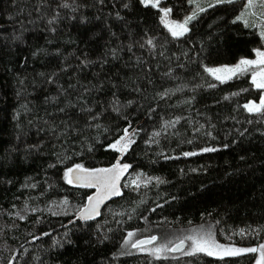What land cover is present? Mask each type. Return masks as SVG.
I'll return each instance as SVG.
<instances>
[{
  "label": "trees",
  "instance_id": "16d2710c",
  "mask_svg": "<svg viewBox=\"0 0 264 264\" xmlns=\"http://www.w3.org/2000/svg\"><path fill=\"white\" fill-rule=\"evenodd\" d=\"M245 4L199 11L174 38L140 0H0V264H252L256 253L126 251L206 224L264 241V112L245 107L261 91L247 75L207 74L262 46L237 20ZM162 5L177 19L194 7ZM116 164L129 165L120 194L82 218L97 190L66 173ZM138 174L152 181L127 185Z\"/></svg>",
  "mask_w": 264,
  "mask_h": 264
},
{
  "label": "rangeland",
  "instance_id": "374dc122",
  "mask_svg": "<svg viewBox=\"0 0 264 264\" xmlns=\"http://www.w3.org/2000/svg\"><path fill=\"white\" fill-rule=\"evenodd\" d=\"M231 1H234V0H231ZM162 2H163V0H160L159 7H156V8H158L160 10V12H161V23H162V25L172 35V32L170 31V28L174 27L175 24H183L187 17L191 16L194 12L198 13L199 12V8L206 9V8L211 7L209 5L213 6V5H216V4L225 3V2H228V0H191V3L194 6L193 10L187 16H185V17H183L181 19L174 18V17H172L171 13H169V15L166 18L167 21H168L167 25L164 23V20L162 19V17L164 16V13L161 11V9H170V7H168L166 5H162ZM245 2H246L245 8L241 12V14L237 17V20L242 22V23H244V24H245L244 21L247 20L248 23L245 24V25H247L248 27H251V28H255L257 30L259 36L262 39V46L259 47L258 49H256V51L259 50L261 52H264V37H262L261 34H260L261 31L264 30V15L261 14L262 12H264V9L259 7L258 0H257V6L252 8V9L248 8L247 0H245ZM252 13H255V15H253ZM239 17H243V19H238ZM190 22L187 23L186 27H187L188 30L186 32H184L183 35H180V36H173L172 35V36L174 38H181L184 35H186L189 32V24H190ZM177 30H179V29H177ZM256 51H255V55L253 57H251V58H243V59H250V60L258 59V56L256 55ZM239 62H237L236 64H233V65H222V66L207 68V74L210 77H212L213 79L217 80L216 76H214L212 73H210L208 71V69L235 68L239 64ZM260 68H264V65H261L259 67H256V66L249 67L247 69V71H245V72H237L235 75H232L230 79L226 78L227 76L230 75L229 73L220 72V73H217V74L221 75L222 77H225L224 81H228V80H231L233 78H236V77H239V76H243V75L249 76L250 77V81L253 84V86L256 89L261 91V98H260L259 101H250L246 105L255 104V105L259 106L261 101L264 100V89L256 87V85L253 83L252 76H253V73L254 72H258L260 70ZM217 81H221V80H217ZM260 112H264V110H261ZM260 112H249V113H260ZM71 175H72V178H73V183L82 184L83 185V183H84L83 181H79V180L76 179V177L78 175H82V173L73 172ZM123 180H124V177H123V172H122L121 175H120V179L117 182L118 189L120 188L121 183L123 182ZM151 181H152V178H147L144 175L138 174V175H135L134 177H132V179H130L128 181L129 184H127V185L140 187V186L148 184ZM94 188L97 190V194L93 198V204L89 203L88 209H91L95 205L96 210L99 212V210H100L101 206L104 204V202L106 200L110 199L111 197H113L115 194L104 197V194L100 193V190L98 188H96V187H94ZM98 194H100L103 198L99 202H96L95 198L97 197ZM86 215H89L91 217V216H95L96 214L92 213V212H86ZM0 228H1V226H0ZM209 232L212 235V239L217 244L228 246V247L242 248V249L252 248V247L251 246L249 247L247 245H243L244 241L243 242L239 241L238 243H236V242L234 243V241H233L234 239L233 238H234L235 235H237V237L240 240H242V239L246 240L247 238H257V236L259 234L258 230H256V229H242V230H238L236 233H227V232H224L222 229L221 230H219V229L215 230L212 226H209V225L206 224V225H202V226H198V227H188V228H185V229H181V230H179V232L172 233V234H167V232H165L164 234H162L161 237L155 236V237H157V239L155 241H153L151 244H143L140 248L133 247L132 245L134 243L138 242V241L149 240L152 237L151 238L139 237V238L131 239V240H129L126 243V251H127V253H132V254H152L153 256H155L157 258L177 259V261L184 262V261H187V259H185L186 256H191V255L186 254V253L191 251V248L189 246L191 244V241L185 240V242L187 243V248L184 251L179 252V253H174L173 251H167V250L159 252V253H155L154 250L156 248L161 247V245H163V244H167L168 248L175 247L177 244H179L180 240L184 239L187 236H191V235L199 234V235H203V236L207 237V234ZM245 242H247V241H245ZM261 245H264V241L262 242ZM260 246H258V248ZM174 254H177V255L173 256ZM199 254L207 255L204 252H197V253L192 254V255H199ZM245 254H248V253H242L241 255H245ZM207 256H209V255H207ZM212 256L213 257H219V258L227 257V256H222V255H212ZM231 257H233V256H231ZM259 259H260V254H259V252H256V259L252 262V264H257V261Z\"/></svg>",
  "mask_w": 264,
  "mask_h": 264
},
{
  "label": "snow or ice",
  "instance_id": "6c2138e0",
  "mask_svg": "<svg viewBox=\"0 0 264 264\" xmlns=\"http://www.w3.org/2000/svg\"><path fill=\"white\" fill-rule=\"evenodd\" d=\"M141 2L145 6L151 5L152 7H159L160 0H141ZM228 2H231V0H228ZM259 7L264 9V0H258ZM247 5L249 9H252L257 6V0H247ZM67 6V5H65ZM212 6V5H209ZM205 9L199 8V11H204ZM161 11L164 13V16L162 19L164 20V23L167 25V16L171 12V9H161ZM255 15V13H252ZM264 15V12L261 13ZM197 13H193L191 16L187 17L183 24H175L174 27L170 28V31L172 32L173 36H180L183 35L184 32H186L188 29L186 27L187 23L190 22L192 19L196 17ZM238 19H243V17H239ZM245 24L248 23L247 20L244 21ZM179 29V30H177ZM261 36L264 37V30L261 31ZM149 44L152 43L151 40L148 41ZM256 55L258 56V59L256 60H250V59H242L239 64L235 68H225V69H208L210 73H212L214 76H216L217 80L224 81L225 77H222L221 75H218L217 73L225 72L229 73L230 75L227 76V79H230L232 75H235L237 72H245L249 67L256 66L259 67L261 65H264V52H261L259 50L256 51ZM253 83L256 85L257 88L264 89V68H260L258 72H254L252 76ZM214 86V85H213ZM247 110L249 112H260L261 110H264V100L261 101L260 105L257 106L255 104H249L245 105ZM127 132V130H125ZM156 135H159L157 133ZM123 139V138H122ZM120 141H117L116 144L111 145L112 148H117V144H119ZM124 147H127V144L124 145ZM120 150V149H117ZM204 151H214V149L206 148ZM194 153H185V155H193ZM129 165H119L116 164L110 169H98V170H87L84 169L81 165H76L75 168L69 169L66 173L68 177V183L73 182L72 173L78 172L82 173V175H78L76 177L77 180L83 181V186L87 187H96L100 190V193L104 194V197L110 196V195H119V189L117 187V182L120 179V175L123 171L127 170ZM103 197L98 194L95 198L96 202H99ZM89 203L93 204V198H89ZM86 212H92L95 214H99L96 210L95 205L91 209H86ZM82 218L89 219L91 218L89 215H86L85 213H82ZM133 235L132 233H129V236ZM157 237L153 236L149 240L144 241H138L134 243L132 246L136 248H140L143 244H151L153 241H155ZM185 240L191 241V244L189 245L191 248V251L186 253L188 255L195 254L197 252H204L209 256L212 255H222V256H238L242 253H256L259 252L260 259L257 261V264H264V245H261L259 248H236V247H228L224 245L217 244L213 239L212 235L209 232L207 234V237L203 235H191L187 236L184 239L180 240L179 244H177L175 247L168 248L167 244L161 245V247L156 248L154 250L155 253H159L162 251H179L184 246Z\"/></svg>",
  "mask_w": 264,
  "mask_h": 264
},
{
  "label": "water",
  "instance_id": "95a60500",
  "mask_svg": "<svg viewBox=\"0 0 264 264\" xmlns=\"http://www.w3.org/2000/svg\"><path fill=\"white\" fill-rule=\"evenodd\" d=\"M186 246H187V243L185 242V243H184V246L181 248V250H179V251H175L174 253L182 252V251L186 248Z\"/></svg>",
  "mask_w": 264,
  "mask_h": 264
}]
</instances>
